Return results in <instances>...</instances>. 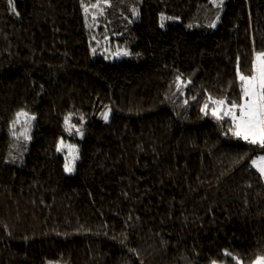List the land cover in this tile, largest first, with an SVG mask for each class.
I'll return each mask as SVG.
<instances>
[{"label":"trees","instance_id":"16d2710c","mask_svg":"<svg viewBox=\"0 0 264 264\" xmlns=\"http://www.w3.org/2000/svg\"><path fill=\"white\" fill-rule=\"evenodd\" d=\"M248 6V20L229 22L213 0H0V264L264 256V178L251 165L264 151L234 137L208 101L240 103L239 74L264 52V0ZM161 14L171 18L164 27ZM174 25L199 37L202 53L150 66L144 37ZM101 41L129 49L140 71L115 87ZM55 87L66 91L61 106L49 102ZM101 97L112 109L107 123L92 117ZM21 110L35 119L13 128ZM69 113L82 138L64 131ZM54 134L78 145L71 173ZM20 196L32 199L23 232L12 227ZM151 213L152 230L142 232L137 218Z\"/></svg>","mask_w":264,"mask_h":264},{"label":"rangeland","instance_id":"374dc122","mask_svg":"<svg viewBox=\"0 0 264 264\" xmlns=\"http://www.w3.org/2000/svg\"><path fill=\"white\" fill-rule=\"evenodd\" d=\"M222 9L223 15L226 16V21L233 22L237 18L248 20L249 6L248 0H213ZM145 51L149 59V65L152 67H160L167 65L177 59L197 57L202 53V42L199 37H190L185 34L181 25H174L166 34L161 37H155L152 35H146L144 37ZM105 50L108 53V57L113 61L112 65L107 70V78L112 82L115 87L120 86L126 80L131 78L134 74L140 71L141 68L130 64L128 56L131 55L129 49L117 46L115 51L109 50L110 44L106 42H99V48ZM127 52L128 55H116L117 52ZM256 58V57H255ZM57 96V101L53 100ZM66 100V91L60 87H55L51 92L50 101L53 105L61 106ZM105 97H101L97 103V109L94 111L92 117L107 123L112 117V109L105 106ZM50 103V104H51ZM52 105V104H51ZM110 109L108 119L105 121L102 117V113ZM78 135H75V138ZM55 140H60L59 134H54ZM68 144L76 145L75 141H69ZM66 157L69 159L68 149H64ZM264 155V154H261ZM259 155V156H261ZM258 157V156H257ZM256 158V157H255ZM76 162V161H75ZM75 169V168H74ZM150 206V204L148 205ZM152 217L151 213L147 217H138V228L145 233H150L152 230ZM32 199L20 196L17 200L15 214L12 220V227L20 232L27 231L31 227L32 222ZM49 264V263H48ZM51 264H63V263H51ZM253 264V263H252Z\"/></svg>","mask_w":264,"mask_h":264},{"label":"snow or ice","instance_id":"6c2138e0","mask_svg":"<svg viewBox=\"0 0 264 264\" xmlns=\"http://www.w3.org/2000/svg\"><path fill=\"white\" fill-rule=\"evenodd\" d=\"M107 3V0H104ZM9 3H12V0H9ZM220 3H223V0H220ZM92 8H99V4L91 5ZM13 11L15 8L13 6ZM102 11V10H101ZM84 12H88V6L84 7ZM18 15V13H16ZM219 17H217L218 19ZM166 19H171L170 17H165L163 14L160 16V26L164 27V21ZM215 27V25H210ZM95 53V49H93ZM129 53L117 52L116 55H128ZM179 77L177 80L179 81ZM239 79L241 81L240 87L242 89L241 102L236 103L232 101L230 104L227 101V98L222 99H213L211 96L208 97V101L211 102V115L218 120H223L225 117H228L231 124V134L247 142L249 145L255 146L261 151H264V52L256 54L254 61V67L249 75H244L243 73L239 74ZM188 83H191L189 81ZM195 99V97H193ZM185 104L187 101L184 102ZM209 103L206 102L201 111L205 115H208L209 112ZM111 110L103 112L101 115L105 121L108 119L109 112ZM26 117L29 121L34 120L35 116H29L28 113L21 110L16 113L17 119L12 122V127L15 128L16 123L20 117ZM73 114L69 113L64 117V131L68 133L69 136L75 133L81 138L84 135V132L81 131L83 124L78 127L76 124H73L72 121ZM81 122L83 121V116L80 117ZM28 129L25 128L22 133L26 139H30L28 136ZM13 135L16 133L13 131ZM65 148L68 149L69 157L65 158L66 162L64 164V170L66 172H73L75 167V161L79 158V149L76 145L65 143L63 137L58 142L57 151H63ZM251 165L257 169L260 176L264 178V155L258 156L251 160ZM226 255L231 256V253H225ZM51 264V262H49ZM211 264H216V261H212ZM237 264H243L242 261H238ZM253 264H264V256H258Z\"/></svg>","mask_w":264,"mask_h":264}]
</instances>
